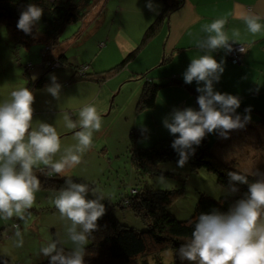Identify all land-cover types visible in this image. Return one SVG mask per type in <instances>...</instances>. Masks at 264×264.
I'll list each match as a JSON object with an SVG mask.
<instances>
[{"label": "rangeland", "instance_id": "obj_1", "mask_svg": "<svg viewBox=\"0 0 264 264\" xmlns=\"http://www.w3.org/2000/svg\"><path fill=\"white\" fill-rule=\"evenodd\" d=\"M134 8L140 7L123 3L121 0L106 2L100 13H108L109 17L115 13L119 14L117 19L119 23L121 13H125L124 20L121 21L124 22L121 26H124L122 31L125 35L120 34L114 39L115 35L112 34L108 42L105 39L109 27L108 18L102 25L100 22L103 20L89 17L84 23L67 26L59 39L60 45L50 53L53 55L56 53L57 56L63 54L68 62L62 65L60 63L61 68L53 70H49L42 59V45L34 44L29 47L17 45L7 34L6 28L0 26V111L11 106L21 96L26 89L28 77L35 80L44 74L47 79L64 83L67 77L69 79L72 76L74 67L90 65L97 73L94 74L91 69L88 72L89 76L86 77L91 79L99 77L98 74H102L103 70L116 68L135 47L131 42L135 36L136 24L132 25L128 18L129 12L134 11ZM144 32L136 37V44L141 41ZM100 43H106L105 47L99 46ZM255 45L257 47L253 48L249 44L243 45L249 51L252 49V54L257 57L255 60L257 64L252 66L255 68V76L245 87L247 94L250 92L253 94L249 96L248 101L239 100L237 104H232L233 99H238L244 93V84L233 81L232 85H228V80H225L223 87L226 91L216 101V107L212 110L210 108L205 116V124L207 123L208 133L212 136L220 133L216 146L219 152H223L222 155L225 157L223 162L231 164L243 173L264 177V160L259 154H255L256 158L250 157L249 154L254 153V147L247 143L242 145L243 139L236 127L238 121H231L225 125L223 123L226 106H229L232 112L237 111L246 121L244 123L248 127H243L242 130L246 135L258 133L264 138V128L256 124L259 119L257 116L264 114V42H255ZM147 46L134 60L135 63L140 62L141 66L152 69L164 58L169 60L166 56L169 52L165 54L162 46L160 55L155 53L159 46H150L145 52ZM172 60H169L166 66H169ZM56 61L59 62L58 57ZM178 64L183 65V61ZM29 65L27 71L26 67ZM121 71L108 78L107 82L95 80L97 86L92 82L81 84L83 82L79 81L70 87L63 88L59 83H52L35 90L27 107L30 111L26 109L22 114L31 125L30 128L34 126L26 135H19L17 126L0 114V230H3L0 256L6 257L12 264L40 263L52 257L58 247L75 255L80 254L90 240L77 220V212L112 208V215L121 225L144 231L141 219L135 217L129 209L119 206L124 205V199L132 192L140 191L142 188L180 191V197L167 208V211L180 221L192 216L200 194L215 199L236 194L232 189L227 190L219 186L214 174L205 170L194 172L186 162L161 163L158 166L160 173L153 176L142 175L133 169L129 134L144 128L145 134L140 133L138 142L144 140V145L150 143V146L141 148L148 149L156 142L180 133L186 123L182 125L178 120L189 122L194 117L195 112L192 111L194 100L190 93L181 95L175 93L174 96L169 94L162 102L161 109L140 112L136 109V104L147 75L130 76ZM73 80L76 81L75 78ZM218 81L221 82L222 78ZM85 85L87 91L92 94L89 100H92L93 104L87 109L77 110L83 106L80 100L71 104L69 101L72 98L75 101L76 94L81 92ZM162 89L164 87L160 90ZM105 103L107 105L105 113L90 118L86 124H82L79 132L70 133V129L69 132L57 136L59 138H50L46 142H51L49 145L41 144L44 145L40 148L41 152L31 147L32 132L38 136L58 130L66 131L73 126L71 116L73 119L76 117L77 120L78 118L82 120L94 111L95 106L103 107ZM238 103L249 105L253 103L257 108V116L241 113ZM72 108L76 110L71 112L69 109ZM36 111L52 112L47 115H34L33 121L30 122L28 120L30 113ZM134 116L136 126L139 128L130 125ZM231 117L232 113L229 120ZM231 130L234 132L226 134ZM28 150L25 156L20 157L21 151ZM20 161H23L26 168L55 166L59 170L56 179L79 180L90 187L71 193L25 189L12 195L13 187L6 176L19 165ZM29 174L39 175L40 172L34 170L29 171ZM15 224L19 225V230H14ZM196 243L199 246L214 248L218 250V254L204 256L193 251L177 254L165 251L157 260L147 258L146 264H264V205L202 236Z\"/></svg>", "mask_w": 264, "mask_h": 264}, {"label": "trees", "instance_id": "obj_2", "mask_svg": "<svg viewBox=\"0 0 264 264\" xmlns=\"http://www.w3.org/2000/svg\"><path fill=\"white\" fill-rule=\"evenodd\" d=\"M107 1L0 0V26L6 28L7 34L17 45L23 47L34 44L42 45L41 54H44V59H42L45 62L52 60L53 57L57 58L50 52L60 45L59 39L67 26L84 23L87 18L102 12ZM157 1L162 4L158 17L145 30L138 46L116 68L104 71L94 79L86 78L89 76V71L86 74L72 75L68 83L96 82L95 80L98 79L103 82L107 81L132 61L155 35H158L162 25L167 23L170 14L176 11L183 2V0ZM62 59H59L61 65L66 63L62 62ZM166 61L164 58L163 62ZM81 67L83 65L79 68ZM26 69L28 71L27 67ZM136 76H145V74ZM54 82L55 80L47 79L44 74L35 80L28 77L26 89L21 96L11 106L0 111V114L6 117L5 119L17 126L19 135H26L31 130L29 122L22 114L28 106L32 93ZM176 85L186 88L195 97V115L191 124L170 140L158 141L148 149L141 148L150 146V143L144 145V140L138 142L140 133L144 135L145 132L141 129L137 130L138 135L131 132L129 143L133 169L142 175L153 176L160 173L158 166L161 163L186 162L194 172L205 170L214 174L219 186L227 190L232 189L236 194L217 199L200 194L192 216L185 221H180L167 211L168 206L180 197V191L142 188L140 191L131 193L124 199V205L119 206L129 209L135 217L141 219L145 227L144 231L121 225L112 215V208L104 207L94 212H77V220L90 240L89 244L78 255L58 247L50 260L37 264H132L145 258L157 260L165 251L175 254L193 251L204 256H216L218 250L199 246L196 241L222 225L264 205V179L243 173L215 156L214 147L220 133L212 136L208 133L207 123L205 124V116L212 106L210 99L202 97L197 91L180 81L156 84L147 80L142 86L136 109L140 112L153 109L160 89ZM233 100L232 104H237L235 99ZM238 104V108L243 109L241 113H251L257 116L258 112L251 107V103L250 105ZM231 113L232 117L229 120ZM225 115L224 125L234 120L246 122L237 111L232 112L229 106H226ZM257 117L259 119L256 124L264 128V114H259ZM40 148L42 147L35 150L40 151ZM52 169L49 166L26 168L23 161H20L19 165L15 166L14 170L6 176L13 187L12 195L25 189L71 193L90 187L89 184L79 180L56 179V174L51 172ZM34 170H38L40 174L30 175L29 171ZM19 229L18 224L14 225V230ZM2 232L3 230H0V243L3 238ZM141 263L146 264L143 261ZM0 264L12 263L6 257L0 256Z\"/></svg>", "mask_w": 264, "mask_h": 264}, {"label": "crops", "instance_id": "obj_3", "mask_svg": "<svg viewBox=\"0 0 264 264\" xmlns=\"http://www.w3.org/2000/svg\"><path fill=\"white\" fill-rule=\"evenodd\" d=\"M121 1H123V3L135 4L140 7L134 8L135 10L130 11L128 14L131 24H136L135 36L132 37L131 42L132 46H135V49L140 42L136 44V37L152 24L161 11L162 5L157 0ZM124 14L121 13L122 17L120 18V23L117 22L119 14L115 13L111 17H109L108 13L103 14V22H101V25L107 18L109 23L106 32L107 40L110 41L112 34L115 35L114 39L120 34L125 35V32H123L124 26H121V24H124V22L121 23L122 19L124 20ZM160 37L161 39H159ZM258 41L264 42V0H183L181 6L170 14L167 23L162 25L158 35H155L144 50L146 52L150 49V46L156 45L159 47L156 49L155 53L160 55V47L162 46V50L165 54L169 52L168 55H166L169 57V60L173 59L169 63V66H166L169 60L165 63L163 61L157 62V65L152 69H150V67L141 66L140 62L135 63V61H130L122 68L121 73H127L130 76L145 74V76L147 75L146 81L149 80L152 83L164 84L171 81L185 83L190 88L197 91L202 97L210 99V101H212V110L216 107L218 98L226 91L223 87V82L225 80H228V85H232L231 82L233 81H239L244 84L243 88H245L253 81V77L255 76V68L252 66L257 64L255 61L257 57L252 54V49L249 51L247 50L248 48H246L243 63L241 65H233L227 60L223 46L225 44H249L251 48H253L257 47L256 45L254 46V43ZM134 49L129 52H132ZM181 60L183 61V65L178 64ZM91 69L94 71V69L88 65V71ZM136 72L140 73L137 74ZM70 78L68 79L67 77L64 83H62V81H55L54 83L63 85V88L70 87L76 84L68 83ZM220 78H222L221 82L218 81ZM92 83L97 86L96 83ZM81 84L86 83L83 82ZM98 87L101 88V86ZM175 93L181 95L190 92L186 88L178 85L166 87L159 91L155 107L152 111L161 109L163 107L162 102L165 98L168 97L169 94L174 96ZM252 94L253 92L247 94L245 88L244 93L238 99H235V102L237 103L239 100H248L249 96ZM91 95L92 94L87 91L85 85L82 91L76 94V100L74 101L72 98L69 104L77 103V100H80V104H83V106L77 110L83 108L87 109L93 104L92 100H89ZM191 96L194 100L192 111L195 112V97L192 94ZM242 104L245 105V103ZM106 107V103L103 107L95 106L94 111L85 116V118L82 120L78 118L79 122L76 117H74V120L71 116L73 126L66 131L58 130L49 134L42 133V135L38 136L34 135L32 132L33 142L31 143V147L37 148L42 146L41 144L46 143L50 138L57 137L70 129L78 128L93 116L104 114ZM251 107L257 109L253 103H251ZM69 110L74 112L76 109L72 108ZM240 110L243 111L242 108H240ZM28 111L30 110L28 109ZM51 112L52 111L31 112V117L29 116L28 120L31 122L34 119V115H47ZM192 120L193 118H191L189 122L178 121L182 125L186 123L184 128H187ZM236 127L240 132V137L243 139L242 145L248 144L254 147V153L249 154L250 157L256 158L257 156H255V154H259L261 159L264 160V138L259 136L258 133L246 135L242 130L243 127H248V125L242 121H238ZM218 130H220V128H218ZM223 131L222 129V132ZM232 132L234 131L231 130L226 134ZM28 152L29 150L21 151L20 157L25 156ZM215 152L222 161L225 160V157L222 155L223 152H219L217 146H215Z\"/></svg>", "mask_w": 264, "mask_h": 264}, {"label": "bare ground", "instance_id": "obj_4", "mask_svg": "<svg viewBox=\"0 0 264 264\" xmlns=\"http://www.w3.org/2000/svg\"><path fill=\"white\" fill-rule=\"evenodd\" d=\"M161 3V2H160ZM162 5V4H161ZM162 9V8H161ZM161 12V11H160ZM159 12V13H160ZM159 13H158V15H159ZM158 15L156 16V18L158 17ZM94 18L95 17H98L99 19H100V21L101 20H103L102 19V17H103V14L102 13H96V15L95 16H93ZM155 18V19H156ZM155 19H154V21H155ZM153 21V22H154ZM152 22V23H153ZM100 25H101V22H100ZM106 39V41H108L107 40V38H105ZM105 45H106V43H100L99 44V46H101V47H105ZM245 46V45H244ZM243 46V44H241V45H239V44H225L223 47H224V49H225V56H226V58H227V60L231 63V64H233V65H241L242 63H243V59H244V54H245V50H246V47H244ZM229 47H231L232 48V51H233V53L237 56V57H239L240 59H239V61H238V63H232V61L228 58V55H227V50H228V48ZM129 54V53H128ZM127 54V55H128ZM42 55V58L44 57V54H41ZM53 55V54H52ZM56 57H58L59 59L60 58H63L62 59V62H68V60L65 58V56L63 55V54H59L58 56L56 55V53L54 54ZM139 55V54H138ZM137 55V56H138ZM137 56H135V58L132 60V61H134L136 58H137ZM55 57H53V59L52 60H48V61H45L46 62V66L47 67H49V70H53V69H59V68H61V65H60V63L58 62V61H56V59H54ZM44 59V58H43ZM66 60V61H65ZM27 68H30V65L29 66H27ZM73 69V72H72V75H80L81 73L82 74H86L87 72H88V66H83V67H81V68H79V67H74V68H72ZM28 107V106H27ZM26 109H28V108H26ZM25 109V110H26ZM134 118H135V116L132 118V120H131V123H130V125L132 126V127H134V128H139L138 126H136L137 124H136V122L134 121ZM88 122V121H87ZM87 122H85L84 124H86ZM82 126L83 125H81V126H79L78 128H73L72 130H71V132L70 133H76V132H79L81 129H82ZM139 129H141V130H143L144 131V128H139ZM185 129V128H184ZM69 132V131H68ZM65 133V132H64ZM134 135H138V133L136 132V131H134ZM177 134H175V135H170L169 137H167V139L166 140H170L172 137H174V136H176ZM60 136V135H59ZM57 138H59V137H57ZM47 143H45L44 145H46ZM44 145H42V146H44ZM42 146H39V147H42ZM146 148V147H145ZM214 151H215V147H214ZM231 151H234L233 149H231ZM214 154H215V156H217L218 154L216 153V152H214ZM238 158V157H237ZM220 159V158H219ZM222 161V160H221ZM223 162V161H222ZM50 167V166H49ZM53 169L51 170V172L52 173H55L56 175L59 173V170L54 166V167H52ZM260 178H263L264 179V177H260ZM132 193H134V192H132ZM17 224H15V226H16ZM83 228V227H82ZM84 230V229H83ZM51 259V257L48 259V260H50ZM48 260H46V261H48ZM45 260H43L42 262H44ZM103 261H105V259H103ZM141 261H143V262H146L147 261V258H145V259H140V260H138V261H135L134 263H136V262H141Z\"/></svg>", "mask_w": 264, "mask_h": 264}, {"label": "built area", "instance_id": "obj_5", "mask_svg": "<svg viewBox=\"0 0 264 264\" xmlns=\"http://www.w3.org/2000/svg\"><path fill=\"white\" fill-rule=\"evenodd\" d=\"M227 55H228V58L232 61V63H238L239 61V57H237L233 51H232V48L229 47L228 50H227Z\"/></svg>", "mask_w": 264, "mask_h": 264}]
</instances>
